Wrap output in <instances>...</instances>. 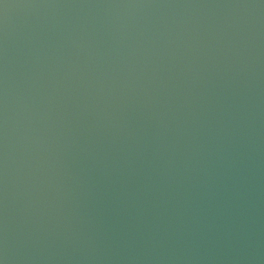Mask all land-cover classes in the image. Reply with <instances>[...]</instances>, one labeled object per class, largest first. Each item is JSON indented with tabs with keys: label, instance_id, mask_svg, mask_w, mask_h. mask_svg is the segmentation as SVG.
<instances>
[{
	"label": "water",
	"instance_id": "95a60500",
	"mask_svg": "<svg viewBox=\"0 0 264 264\" xmlns=\"http://www.w3.org/2000/svg\"><path fill=\"white\" fill-rule=\"evenodd\" d=\"M0 264H264V0H0Z\"/></svg>",
	"mask_w": 264,
	"mask_h": 264
}]
</instances>
